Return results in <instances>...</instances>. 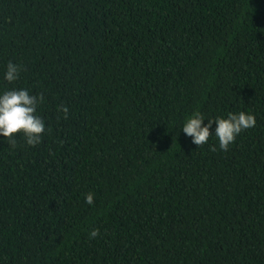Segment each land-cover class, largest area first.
<instances>
[{"label":"trees","instance_id":"obj_1","mask_svg":"<svg viewBox=\"0 0 264 264\" xmlns=\"http://www.w3.org/2000/svg\"><path fill=\"white\" fill-rule=\"evenodd\" d=\"M12 88L45 131L0 138V264H264V0H0Z\"/></svg>","mask_w":264,"mask_h":264},{"label":"clouds","instance_id":"obj_2","mask_svg":"<svg viewBox=\"0 0 264 264\" xmlns=\"http://www.w3.org/2000/svg\"><path fill=\"white\" fill-rule=\"evenodd\" d=\"M21 66L9 61L3 73V80L12 83L19 79ZM43 96L31 94L26 88L0 89V138L14 143L15 135L21 134L26 143L35 146L41 142L45 131V121L37 114V107ZM67 113V106H62ZM200 112L189 116L182 124L183 133L190 138L192 144L201 146L215 136L221 150H227L236 137L245 129L255 126L256 119L252 113L240 111L229 112L226 117L207 118ZM213 124L215 127L213 128ZM85 202L93 203V194H85ZM98 235V229H92L91 238Z\"/></svg>","mask_w":264,"mask_h":264}]
</instances>
